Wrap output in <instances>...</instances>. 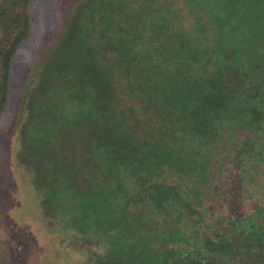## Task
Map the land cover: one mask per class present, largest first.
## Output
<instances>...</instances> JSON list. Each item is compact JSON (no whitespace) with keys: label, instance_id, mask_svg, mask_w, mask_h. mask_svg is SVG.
Here are the masks:
<instances>
[{"label":"trees","instance_id":"trees-1","mask_svg":"<svg viewBox=\"0 0 264 264\" xmlns=\"http://www.w3.org/2000/svg\"><path fill=\"white\" fill-rule=\"evenodd\" d=\"M34 1L0 0V119L8 104L13 59L32 32ZM95 2L90 4L94 8L91 15L98 14L92 31L77 37L75 46L66 43L63 52L46 65L44 76H39V87L25 89L29 131L25 155L52 166L45 174L32 162L25 165L35 175L33 185L36 190L45 186L49 195L56 196L53 210L61 216V228L106 238L109 251L93 264H217L201 253L182 255L169 247L172 241H179L170 227L160 235L148 232L139 215L129 213L126 207H115L111 213L100 210L106 208V192L101 189L108 177L113 175L117 181L123 169L150 172L151 208L160 213L176 198L172 187L157 184L161 176L157 168L167 160L161 150L165 147L160 131L170 132L172 140L180 136L183 141L187 134L208 138V130L217 119L247 120L256 108L250 103L239 110L226 107V89L236 83V77L223 71L222 60L218 61L225 51L199 53L189 48L181 21L176 23L175 10L163 14L158 5L145 0L139 4L120 1L115 7L105 3L100 11ZM164 5L170 8V4ZM171 33L180 37L174 41L179 49L168 45ZM179 51L184 52L182 60ZM70 105L76 116L63 117ZM144 112L153 114L151 123L143 120ZM164 125L169 128L164 129ZM81 140L89 149L82 151L79 160L76 146ZM64 146L72 149L69 155L65 156L68 148L64 151ZM92 161H97V167ZM62 183L67 191L59 196ZM73 205L77 212H62ZM234 231L243 235L233 232L204 241L207 253L219 258L218 264L264 258V235L249 225H236ZM147 233L152 235L146 237Z\"/></svg>","mask_w":264,"mask_h":264},{"label":"rangeland","instance_id":"rangeland-1","mask_svg":"<svg viewBox=\"0 0 264 264\" xmlns=\"http://www.w3.org/2000/svg\"><path fill=\"white\" fill-rule=\"evenodd\" d=\"M93 1L36 0L31 6L32 32L13 59L8 104L0 119V264H93L109 251L106 238L101 234L81 235L75 229L61 228L58 224L61 216L53 210L58 202L56 196L49 195L45 186L36 190L33 185L35 175L25 167L32 162L45 174L52 167L45 160L25 155L29 132L25 122V89L30 85L39 87V76H44L46 65L52 63L55 54L63 52L66 43L75 46L77 37L92 31V22H97L98 17V14L91 15ZM96 1L95 7L102 11L101 6L105 3L115 7L120 1L139 4L145 0ZM148 1L158 5L163 14L169 10L177 12L176 23L181 21L189 48L199 50V53L208 49L225 51L218 61L222 60L223 71L236 77V83L226 89L229 92L225 95L227 108L239 110L250 103L264 112V0ZM166 3L170 8L165 7ZM177 40L180 41V37L172 34L167 43L179 49L174 43ZM153 45L158 47L159 43ZM179 52L182 60L184 52ZM136 108L141 110L139 106ZM74 110L70 105L62 116H76ZM142 118L150 123L154 120L150 112L142 113ZM163 128L169 127L164 125ZM169 133L160 131L159 134L161 145L165 147L161 150L167 160L157 168L161 173L157 182L180 188L189 207H172L169 212L165 207L160 213H153L150 202L153 177L150 172L131 167L129 171L123 169V175L118 173L117 181L113 175L107 178L101 187L106 192L103 194L106 208L100 210L111 213L115 207L124 210L126 207L129 213L139 215L148 232L160 235L170 227L179 240L172 241L170 247L182 255L200 252L207 255L204 239L233 232L241 237V232L234 231L236 226H233L238 220L243 225L255 220V225L264 228V120L220 118L208 130V138L187 134L183 141L180 136L172 140ZM153 140L157 142L156 138ZM66 148L65 156L72 152L67 146L63 147L64 151ZM88 149L86 142L81 140L76 146L77 159L80 160L82 151ZM91 165L97 167V161H92ZM229 172H233L234 177L227 176ZM235 179L240 182L241 199L237 201L240 207L236 212L229 208L232 200L226 191ZM61 186L59 196L67 191L65 183ZM75 211L77 206L73 205L62 212ZM88 212L94 217L93 211ZM241 264L250 263L244 261Z\"/></svg>","mask_w":264,"mask_h":264},{"label":"flooded vegetation","instance_id":"flooded-vegetation-1","mask_svg":"<svg viewBox=\"0 0 264 264\" xmlns=\"http://www.w3.org/2000/svg\"><path fill=\"white\" fill-rule=\"evenodd\" d=\"M256 112H258V114H255ZM256 112L253 114V116L251 115L249 118L250 119H247L248 121H250V122H254L255 120H256V122H261V121H263L264 120V112L262 113V112H260V111H258L257 110V108H256ZM262 116V117H261ZM261 118V119H260ZM260 119V120H259ZM259 120V121H258ZM249 124H251V123H249ZM256 128H258V126H256ZM234 161V160H233ZM231 162V164L233 165V164H235V162ZM233 167H235V165H233ZM237 167H238V165H237ZM222 168H223V165H222ZM227 174H229V175H231V177L233 176L234 177V173L233 172H229V173H226V175ZM228 176V175H227ZM227 179H229V180H231L232 178H230V177H228ZM239 179H240V177H239ZM224 181V180H223ZM157 184H159V185H161V186H164V187H172L171 188V190L172 189H174V191L176 192V198H175V201H173L172 202V205L171 206H168V208L167 209H169V211H172V207H178V208H181V209H187L188 207H189V203H187L188 201H187V199L186 198H184L183 196H182V194H181V189L179 188V189H177V188H175V187H173V186H171V185H169V184H161L160 182H157ZM230 189V190H229ZM228 190V191H227ZM239 190H240V182L239 183H237V181H236V179H235V181H234V183H233V186L232 187H230V188H228V189H226V191H227V193L228 194H230L231 195V200L233 201V202H235L236 204H234V203H232V201H230L229 203V208L231 209V210H233L234 212H236V209L237 208H239L240 207V204H238V202H239V200L241 201V199H239V197H240V192H239ZM238 201V202H237ZM198 204H199V201H198ZM253 221H255V220H252L251 222H249V226L251 227V228H253V229H255L256 231H258L259 232V234H261V235H264V228H260V227H258V225H257V223H256V225H255V223L253 222ZM236 225H241V227H243V228H246L247 227V225H243V224H241V223H239V220L238 221H236V222H233V226H236ZM234 230H235V228H234ZM241 233V235H243V232L242 231H240ZM225 234H230V233H225ZM240 235V236H241ZM238 236V235H237ZM218 237H220V235H218ZM217 237H215V238H208V239H204V241L205 240H215ZM170 244H172V243H170ZM169 244V245H170ZM203 246H204V242H203ZM170 247V246H169ZM172 248V247H171ZM204 249H205V247H204ZM205 251H206V249H205ZM207 252V251H206ZM201 254H203V256H204V258H206V259H208V260H215V261H218L219 260V258L218 257H216V256H214V255H212V254H209V253H207V255L204 253V252H200ZM200 253H198V254H200ZM197 254V255H198ZM197 255H195V256H197ZM232 256H230V258H231ZM252 261L250 262L249 261V263L250 264H264V258L263 259H259V260H257L256 258H254V259H251ZM253 260H255L256 262L254 263L253 262ZM258 261H260V263H258ZM236 264H241V263H236Z\"/></svg>","mask_w":264,"mask_h":264}]
</instances>
